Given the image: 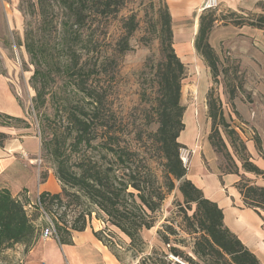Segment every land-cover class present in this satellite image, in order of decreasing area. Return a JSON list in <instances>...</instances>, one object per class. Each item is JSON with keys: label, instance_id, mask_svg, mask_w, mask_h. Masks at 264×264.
Here are the masks:
<instances>
[{"label": "trees", "instance_id": "obj_1", "mask_svg": "<svg viewBox=\"0 0 264 264\" xmlns=\"http://www.w3.org/2000/svg\"><path fill=\"white\" fill-rule=\"evenodd\" d=\"M20 2L22 7L27 4L30 15H37L39 18L38 27L29 23L25 31V48L36 65L31 79L37 91L35 109H40L46 102L50 83L44 76H51L53 71L42 70L40 66L45 62L50 65V54L65 55L66 64L62 67L61 60L56 64L60 71L63 68L69 74L74 89L83 94L87 100L84 102L89 105L81 104L76 107L68 122L77 131V144L92 147L93 141L99 136L98 128H101V124H106V121L100 125L98 123L103 120L104 106L100 85L93 82L89 84L94 74H101L102 61L97 57L88 64V59L83 58L85 54L90 58L91 54L94 57L98 53L99 23L103 19H116L125 7L126 0H37V5L32 0ZM259 5L264 8V3ZM158 13L162 54L155 72L154 111L158 127L150 134L149 139L155 155L151 156V159H144L140 157L139 149H135V145H108V151L116 158L117 164L106 166L89 159L83 160L78 169H71L66 162L65 153L56 149V174L63 185L62 190L59 193L40 194L39 205L35 204L38 215L32 214L31 210L26 208L29 203L14 197L9 189L0 188V253L18 244L23 245L26 250L31 248L45 228L39 225L40 216L44 214L51 216L59 241L62 244L71 243L73 231H84L90 225L92 212L79 211L75 219L69 221L67 211L59 214L55 206L67 209L71 203L82 205L84 201L103 211L109 222L127 235L135 246L144 244L143 230H150L155 226L154 214L160 210L167 195L179 183L178 188L184 197V203L189 208L196 205L192 216L186 213L187 220L191 222L189 233L197 234L193 247L195 258L184 256L176 247L171 248L170 252L156 248L152 253L141 257L138 264H263L225 225L223 209L219 204L207 198L204 191L188 177L189 168L184 165L180 155L181 149L186 148L180 137L186 127V107L181 100L187 67L174 46L172 16L166 0L159 7ZM61 14L64 17L62 20ZM221 22L225 25H247L264 30V12L227 9L224 14L218 15L214 9L202 11L199 15L195 48L214 78L220 72L221 59L210 42V35ZM138 26L135 14L124 20V34L118 41L120 54L131 50L130 39ZM43 27H47L49 31L45 40L37 37ZM53 32L55 37L52 36ZM44 73L46 75H43ZM207 99L209 117L215 124L222 115L212 91L208 92ZM87 110L92 112V115L87 113ZM22 121L24 119L0 112V125L13 126V122ZM217 134L220 135L218 132ZM7 138V135L0 133V145L3 146ZM209 140L220 150L214 132L210 134ZM154 161L162 166L161 177L152 169L151 162ZM244 167L247 171L264 176L261 168L247 160ZM235 186L245 205L253 208L264 219V186L243 185L241 181L236 182ZM94 233L121 261L118 253L105 241L102 232ZM170 234H176L171 226L167 227L165 234L161 233L168 246Z\"/></svg>", "mask_w": 264, "mask_h": 264}, {"label": "rangeland", "instance_id": "obj_2", "mask_svg": "<svg viewBox=\"0 0 264 264\" xmlns=\"http://www.w3.org/2000/svg\"><path fill=\"white\" fill-rule=\"evenodd\" d=\"M32 1L37 3V0ZM163 2L164 0H126L125 7L116 19H103L99 23L98 53L94 57L91 54L90 58L85 54L83 60L88 59L87 63L90 64L99 57L102 61L101 74H94L89 84L93 82L100 85L104 106L103 120L98 123L100 125L106 121V124H101V128H98V139L89 147L77 144V131L68 122L76 107L81 104L89 105L84 102L87 100L83 94L74 89L69 74L63 68L60 71L56 64L61 60L63 67L67 57L50 54V65L45 62L40 66L42 70L53 71L51 76L43 74L50 83V92L46 96L45 104L40 109H35L37 91L31 79L36 65L25 48V31L29 23L32 26L39 25V18L37 15H30L27 4L22 7L20 0H0V73L10 76L15 92L26 108V119L13 122V127L19 134L31 132L36 136L39 147L36 167L41 171L42 177L48 169H53L56 173V149L65 153L66 162L71 169H78L83 160L89 159L106 166L117 164L116 158L108 151V145H135V149H139L140 157L144 159L155 155L149 139L150 134L158 127L154 111L155 72L162 59L158 9ZM219 10L220 7L214 9L218 15L226 11ZM131 14L136 15L139 26L130 39L131 50L120 54L118 41L124 34V20ZM62 17L63 14L60 16L61 20ZM219 25L225 26L222 22ZM48 36V28L43 27L37 37L45 40ZM52 36L55 37L54 32ZM217 52L221 61L220 72L215 78L207 65L205 69H200L196 64L191 66L185 63L187 70L183 79L182 104L186 109L192 107V111L198 109L202 114V120L197 121L196 117L198 142L211 146L221 176L233 174L237 175L238 181L243 185L264 186L263 175L247 171L244 167L247 160L264 171V53L252 41L242 40L231 44L221 42ZM209 91L216 98L222 115L216 125L209 117ZM86 112L92 115L89 110ZM190 132L185 127L180 141L186 140ZM212 132L220 150L209 140ZM217 132L220 133L219 136ZM186 148L192 151L193 156L194 148ZM203 157L207 162L204 154ZM151 165L156 175L161 177L160 163L154 161ZM178 185L179 183L167 195L160 210L154 214L155 226L150 230H143L145 243L136 246L127 235L109 222L103 211L88 202L84 201L82 205L71 203L67 209L55 206V209L59 214L67 211L69 221H73L79 211H91L90 226L102 232L105 241L118 253L123 264H138L141 257L152 253L156 248L169 251L176 247L184 256L195 258L193 247L197 234L189 233L191 222L187 220L186 213L192 216L196 205L189 208L184 203ZM23 200L27 202L26 199ZM35 204L39 205V200ZM29 210L38 215L34 204ZM51 219L47 214L40 216L41 228L49 225ZM169 226L176 231V234L169 235L170 246L161 237V233L165 234ZM141 250L144 251L140 252ZM24 251L25 247L21 244L2 251L0 264H20Z\"/></svg>", "mask_w": 264, "mask_h": 264}, {"label": "crops", "instance_id": "obj_3", "mask_svg": "<svg viewBox=\"0 0 264 264\" xmlns=\"http://www.w3.org/2000/svg\"><path fill=\"white\" fill-rule=\"evenodd\" d=\"M205 0H166L171 16L175 49L186 64L205 69L206 64L195 48V37L199 30V15ZM220 10L264 12V0H219ZM252 41L264 53V30L251 26L217 25L210 35L212 46L219 50L221 42ZM200 81V78H199ZM197 111V115H196ZM0 112L26 119V108L15 92L10 76L0 73ZM197 121L202 120L199 110L192 107L185 110L184 122L191 132L185 146L194 148L188 177L200 187L207 198L215 201L223 209L225 225L256 254L264 264V219L253 208L245 205L235 186L237 175H223L216 167L211 146L198 142ZM200 118V119H198ZM0 133L8 136L0 145V188L11 191L14 197L26 199L29 204L39 200L42 192L59 193L62 190L53 169H48L44 177L36 167L39 151L36 136L31 132L19 134L13 126L0 125ZM183 133V132H182ZM28 153L27 157L22 152ZM203 154L207 158L205 162ZM92 226L84 231H73L72 242L62 244L58 238L47 240L42 236L28 250L25 249L20 264H123L99 240Z\"/></svg>", "mask_w": 264, "mask_h": 264}, {"label": "built area", "instance_id": "obj_4", "mask_svg": "<svg viewBox=\"0 0 264 264\" xmlns=\"http://www.w3.org/2000/svg\"><path fill=\"white\" fill-rule=\"evenodd\" d=\"M220 6V2L219 0H205L204 3H203V10L205 9H216ZM192 151L188 150L187 148H182L181 149V152H180V155H181V158L183 160V163L185 166H188L189 162H190V157L192 156ZM22 155L24 157H27L28 156V153L26 151H23L22 152ZM184 155L186 157H184ZM32 205L31 204H28L26 206L27 209L31 208ZM42 238L47 240L49 238H52V237H57L56 236V230H55V226L54 224L51 222L47 227H45L42 231Z\"/></svg>", "mask_w": 264, "mask_h": 264}, {"label": "bare ground", "instance_id": "obj_5", "mask_svg": "<svg viewBox=\"0 0 264 264\" xmlns=\"http://www.w3.org/2000/svg\"><path fill=\"white\" fill-rule=\"evenodd\" d=\"M184 157H186V156L184 155Z\"/></svg>", "mask_w": 264, "mask_h": 264}]
</instances>
